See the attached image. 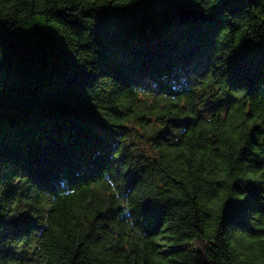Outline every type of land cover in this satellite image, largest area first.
Returning a JSON list of instances; mask_svg holds the SVG:
<instances>
[{"label":"trees","instance_id":"trees-1","mask_svg":"<svg viewBox=\"0 0 264 264\" xmlns=\"http://www.w3.org/2000/svg\"><path fill=\"white\" fill-rule=\"evenodd\" d=\"M8 122L0 264H264V0H0Z\"/></svg>","mask_w":264,"mask_h":264},{"label":"rangeland","instance_id":"rangeland-1","mask_svg":"<svg viewBox=\"0 0 264 264\" xmlns=\"http://www.w3.org/2000/svg\"><path fill=\"white\" fill-rule=\"evenodd\" d=\"M11 117H15L16 120L21 124V125H25V123H27L26 121H24L23 119V115L19 112L16 113H10ZM57 121L62 122L64 121L63 119L54 116L51 120H49L48 122H43L41 124H37L34 125L36 128V132H35V137L40 139V135H41V131L43 128H47V127H51L53 126ZM12 124H10V122H8L7 124H0V136L4 133V130L7 129L9 126H11ZM40 131V132H39ZM2 138L0 137V142H1ZM139 148L142 152H144L146 155L153 157L155 153L151 152V149L148 145L146 144H142L139 143Z\"/></svg>","mask_w":264,"mask_h":264},{"label":"water","instance_id":"water-1","mask_svg":"<svg viewBox=\"0 0 264 264\" xmlns=\"http://www.w3.org/2000/svg\"><path fill=\"white\" fill-rule=\"evenodd\" d=\"M195 16V11H193L192 9H185L179 13L178 19L180 23H185L187 21H190Z\"/></svg>","mask_w":264,"mask_h":264}]
</instances>
